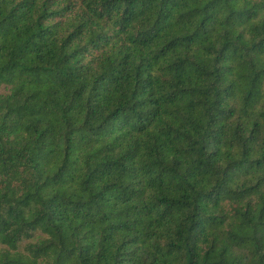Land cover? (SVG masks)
<instances>
[{
	"label": "trees",
	"instance_id": "1",
	"mask_svg": "<svg viewBox=\"0 0 264 264\" xmlns=\"http://www.w3.org/2000/svg\"><path fill=\"white\" fill-rule=\"evenodd\" d=\"M0 264H264V0H0Z\"/></svg>",
	"mask_w": 264,
	"mask_h": 264
}]
</instances>
